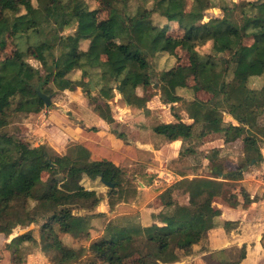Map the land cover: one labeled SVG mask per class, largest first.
I'll use <instances>...</instances> for the list:
<instances>
[{
  "label": "trees",
  "instance_id": "16d2710c",
  "mask_svg": "<svg viewBox=\"0 0 264 264\" xmlns=\"http://www.w3.org/2000/svg\"><path fill=\"white\" fill-rule=\"evenodd\" d=\"M35 1L37 5L34 0H0V47H6L8 34L26 38L24 48L17 44L12 57L0 62V234L10 236L18 226L28 227L45 219L42 251L51 255L52 264H124L136 256L144 264H175L209 234L231 227L232 222L218 221L220 213L213 202L231 188L221 179L239 181L242 170L234 176L225 174L219 150L209 156L211 178H185L161 195L164 209L152 216V225H142L138 215L106 224V215L94 213L102 198L85 189L82 180L84 176L92 180L102 177L116 185L108 192L113 213L119 204L131 205L138 199L139 186L128 169L106 160L90 161L89 152L82 147L74 150L73 157L54 156L48 147H33L31 143L22 152L19 137L2 131L15 114L22 122L47 109L38 89L53 99L57 92L81 89L95 105V112L113 124L111 103L116 92L130 107L146 108L148 99L155 95L150 88L157 76L150 57L173 54L184 46L190 52V64L163 72L158 81L166 87L163 101L172 105L174 116L179 117L174 105L187 102L186 111L194 123L179 120L161 124L154 132L169 141L192 142L224 134L226 144L246 133L245 150L253 155L252 161L260 163L264 160L259 147L264 128L260 129L257 122L264 113V86L254 89L249 83L253 78H264V0L245 6L224 4L223 17L210 18L203 25L197 22L212 8L211 0H194L190 12H186L187 0H154V9H138L135 14L129 9L132 0H105L111 9L108 19L101 22L85 0ZM156 13L177 22L185 30L184 36L174 38L167 34L166 27L154 25L151 17ZM74 27V34H62ZM33 36L37 39L32 45ZM115 39L121 44L111 48L109 43ZM247 39L253 40L251 46L245 44ZM83 42H90L88 49L81 48ZM210 42L212 53L200 54L198 48ZM32 54L41 68L29 63ZM92 84L99 89L97 95ZM181 91L192 95L205 92L212 98L188 101ZM226 114L235 117L239 126L226 124ZM182 156L184 153L170 163L169 169L187 177V171L178 169ZM46 171L51 173L47 181L43 179ZM179 191L188 197L187 204L179 202ZM240 195L245 204L252 203L245 188ZM227 200L239 206L236 194L231 193ZM100 219L106 224L104 234L92 242L86 251L88 256L85 250H76L66 242L75 233L85 234L90 240L98 233L93 232V223ZM25 244L38 245L32 232L19 236L9 247L19 253ZM84 256L86 260H82ZM246 257L244 248L241 259ZM13 263L22 264L17 258Z\"/></svg>",
  "mask_w": 264,
  "mask_h": 264
},
{
  "label": "crops",
  "instance_id": "0c3cea01",
  "mask_svg": "<svg viewBox=\"0 0 264 264\" xmlns=\"http://www.w3.org/2000/svg\"><path fill=\"white\" fill-rule=\"evenodd\" d=\"M165 91L166 87L161 85V93H155L149 98L144 109L130 107L119 94L111 103L115 120L113 124L95 112L92 103L81 89L65 91L63 92L65 98L58 99L55 103L57 106L39 114H32L15 125L21 130L29 131L30 128V133L23 135L34 147L44 145L61 157H73L74 150L82 147L89 152L90 161L106 160L119 168L128 169V175H133L138 183V199L131 205L119 204L113 213L110 212L108 203L109 191L105 190L106 185L101 178L92 180L84 176L82 185L87 190L97 192L102 198L94 213L106 215V224L119 217L138 215L142 225L148 226L153 224L152 216L164 209L161 195L167 189L185 178H211L212 168L208 156L210 150H219L225 174H228L226 168L229 173L239 172L236 170L238 166L236 168L232 166L234 154L231 155V151L223 150L234 143L233 141L226 144L224 134L213 135L199 142L196 140L194 144L197 143L198 146L194 148L190 146L192 140L169 141L154 132V129L161 124L178 123L179 120L188 125L194 123L186 109L178 111L179 117L174 116L172 105L163 101ZM189 96L195 95L188 92L183 97ZM193 100L192 97L188 101ZM180 104L177 103L174 107L177 109ZM224 120L226 124L239 126L232 115L226 114ZM244 138L245 136L237 141L244 145ZM187 150L190 152L188 153ZM182 153L184 157L182 156L178 169L187 171V177L169 169L170 163L181 158ZM200 155L202 163L200 161L195 163V159L200 158L198 157ZM222 156L227 159L222 160ZM228 157H231V160ZM263 170L264 163H261L260 166L250 170H242L243 174L239 173L242 179L239 181L221 179L229 184L237 182L241 185L240 190L236 188L233 191L230 188L213 202V206L220 213L218 221L232 222L233 225L227 229L221 227L209 234L201 244L193 248L190 255H182L180 261L175 264H199L198 260L203 261L204 257L213 254L214 251H220L219 253L225 251L230 255L229 251L233 248L242 251L246 248V252H249L243 264H249L250 252L254 253V258H262L261 264L264 262V177H262L264 172L261 173ZM242 187L250 194L251 204H245L240 195ZM231 193L238 196L239 206L234 207L228 202L227 198ZM178 199L181 204L188 203L187 196L184 197L183 202ZM77 234L75 233L74 236ZM218 235L221 236L217 239ZM197 249L204 251L199 257H194L192 254ZM232 260L235 261V258Z\"/></svg>",
  "mask_w": 264,
  "mask_h": 264
},
{
  "label": "rangeland",
  "instance_id": "374dc122",
  "mask_svg": "<svg viewBox=\"0 0 264 264\" xmlns=\"http://www.w3.org/2000/svg\"><path fill=\"white\" fill-rule=\"evenodd\" d=\"M87 2V4L89 5V7L91 8V10H96L97 12V20L99 22L107 20L109 17V12L111 7L108 5V3L105 0H85ZM253 1H257V0H211V5L212 8L209 10L204 11V18H201L200 20H198L197 25H203L205 22H207L210 18H221L223 17L224 13L221 10V6H223L224 4L226 5H233L234 3L240 4V5H247L249 2H253ZM35 5H37L36 1L34 0ZM155 3L156 1L154 0H150L149 2L146 0H132L130 3V12H132L133 14L137 13L138 9H144L146 8L147 10H152L155 8ZM196 2L194 0H187V5H186V12H190L193 7L195 6ZM0 19H1V13H0ZM151 22L159 27L162 28H167V34L170 36H173L174 38H182L185 34V30L182 29L179 24L177 22H169L164 16H162L160 13H156L151 17ZM76 31V27L71 28L69 30H67L64 34L65 36L68 35H72L74 34ZM36 37H32L30 40V43L33 45L36 41ZM6 40V47L5 48H1L0 47V62L11 58L12 55L14 54L15 50L18 48L17 44H19L20 47L24 48L25 44H26V38H20L17 39L15 38L12 34H8L5 37ZM22 40V41H21ZM89 44L90 42H83L81 44V48L83 50H86L89 48ZM121 44V40L120 39H115L113 41H111L109 43V45L111 46V48H116ZM245 44L247 46H251L253 44V40L252 39H247L245 40ZM198 51L200 52V54L202 55H208L212 53V43H208L204 46H200L198 48ZM28 61L30 64H32L34 67L36 68H41V64L36 60V56L35 54H32V56L28 57ZM103 59L106 60V57H103ZM150 63H151V69L152 71L157 75L156 78L153 80V86L150 88V91L155 93L160 94L161 92V85L159 83V76H161V74L165 71H168L174 67L177 66H188L190 64V52L187 48H185L184 46H179L177 49H175V52L173 54L170 53H158L154 56L150 57ZM189 83L190 85H194V81L193 78L189 79ZM158 84V87L155 88L154 85ZM249 86L251 88L254 89H259L262 88L264 86V78H253L250 80ZM99 89L93 90V93L95 95H97ZM162 91L164 92V88H162ZM57 97H54L53 100V105L50 107L52 108L53 106H57L55 103L56 101H58V99H64L65 97L63 96V92H57ZM182 95H186V91L182 92ZM85 95V94H84ZM118 93L116 92V97H118ZM85 97L87 98V96L85 95ZM194 99H202V100H209L212 98L211 95L205 93V92H199L198 94H196L195 96H192ZM191 96H189L187 99L191 100L192 99ZM89 100V98H87ZM90 101V100H89ZM91 102V101H90ZM187 102H182L177 111H181V109H186V104ZM92 108L95 109V105L92 103ZM14 108H16V105L14 106ZM47 108V109H50ZM46 109V110H47ZM22 120V118H20L18 116V114L13 115L12 117V121L11 124L9 125V127L5 128L2 133L5 134H9V135H15L17 137H19V139L21 140V150L22 152H25L29 147H30V143L29 141H26V137L23 135L25 133H30V128L29 131L25 130H21L19 128V126L15 125L17 123H21L20 121ZM228 124V123H227ZM257 125L260 129L264 128V113L261 115V117H259ZM32 131V130H31ZM19 134V135H17ZM243 136H246V133H244ZM240 140V139H239ZM195 141L191 142L190 146L191 147H195ZM32 144V143H31ZM197 144V143H196ZM33 146V145H32ZM37 146V145H36ZM44 146V145H41ZM34 147V146H33ZM259 147L261 149V152L264 156V139L261 138V140H259ZM49 148V147H48ZM50 149V148H49ZM225 151H231V155L234 154L232 161L234 162L232 166H235L234 168H236L238 166V168H236V170H243V171H247L250 170L252 168H255L256 166H260L261 163H264V160H260V163H256L255 161H252V154L251 153H247L245 150V147L243 145V143H241L240 141H234L233 144L229 145L227 147V149H223ZM52 155L54 156H60L57 153H53L51 152ZM212 156V151H209L208 156ZM200 158H196L195 159V163H198V161H200L202 163V156H198ZM223 158L227 159V157H223L222 156V160ZM229 160H231V157L229 158ZM227 164V163H226ZM229 170L226 168V173ZM263 171H261V173H263ZM50 172L46 171L43 173V179L45 181H47L50 177ZM264 174V173H263ZM264 177V175L262 176ZM231 186V190L235 191L236 188L238 190L239 187L241 185H239L237 182H231L229 184ZM105 190L109 191L110 189L105 186ZM180 201L183 202L184 197L182 196V192L179 191L178 192ZM84 211H77L76 213H83ZM45 219H40L38 224H33L31 226L28 227H22V226H18L17 228H15L12 231V234L10 236H5L4 234H0V264H14V259L17 258V260H20L22 262V264H52L51 263V255L46 254L45 252L42 251V242H41V227L42 224L44 223ZM94 227H92L93 230H98V233L95 235L94 237H91L90 240L86 239V235L85 234H77L75 236H71L68 239H65L66 242L71 245L72 248L76 249V250H85L84 254H87V250H89L90 245L92 244L93 240H97L98 238H100L103 234H104V223L103 220L100 219V221H95L94 223ZM103 231V233H102ZM29 232H32L34 237L37 238L38 241V245L35 246L33 244H25L23 246V249L21 252H16L15 253V248L14 247H9V244L15 240L16 238H18L21 235L27 234ZM221 235L217 236V239L220 238ZM211 240H209L210 242ZM204 250L201 249H197L193 252V256L194 257H199L202 252ZM215 252L211 255H208L206 257H204L203 261L198 260L197 262H199V264H230V262H235L237 264H243L245 263V260L247 259V257L245 259H240L241 254H242V250H237L236 248L231 249L230 255L226 254L225 251L219 253ZM249 253V252H247ZM250 260H249V264H261L260 262H262V258L258 257V258H254V253L250 252ZM86 256H84L82 258V260H86L85 258ZM232 258H235V261L232 260ZM203 259V257L201 258ZM158 261H160L158 259ZM151 262H155V261H151ZM124 264H144V262L142 261V259L139 256H136L128 261H126ZM151 264V263H149ZM159 264V263H158ZM264 264V262L262 263Z\"/></svg>",
  "mask_w": 264,
  "mask_h": 264
},
{
  "label": "water",
  "instance_id": "95a60500",
  "mask_svg": "<svg viewBox=\"0 0 264 264\" xmlns=\"http://www.w3.org/2000/svg\"><path fill=\"white\" fill-rule=\"evenodd\" d=\"M91 87H92V90H95V85H94V84H92ZM154 87L157 88V87H158V84L154 85ZM38 94H39V97L45 102L47 108H50V107L53 105V96H49V95L44 94L40 89H38ZM239 173H240L241 175L243 174L242 171L239 172ZM230 175H231V176H234L235 173H231ZM101 181H102V182H103V183H104L109 189H112V188H115V187H116V185H115L113 182H111V181H109V182H105V181L103 180L102 177H101Z\"/></svg>",
  "mask_w": 264,
  "mask_h": 264
}]
</instances>
